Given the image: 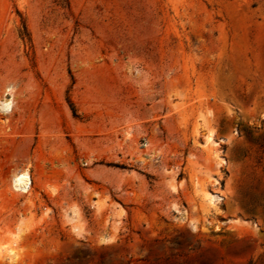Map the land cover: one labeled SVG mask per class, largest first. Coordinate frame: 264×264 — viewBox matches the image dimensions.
Listing matches in <instances>:
<instances>
[{"label":"rangeland","instance_id":"374dc122","mask_svg":"<svg viewBox=\"0 0 264 264\" xmlns=\"http://www.w3.org/2000/svg\"><path fill=\"white\" fill-rule=\"evenodd\" d=\"M0 248L264 264V0H0Z\"/></svg>","mask_w":264,"mask_h":264},{"label":"bare ground","instance_id":"6f19581e","mask_svg":"<svg viewBox=\"0 0 264 264\" xmlns=\"http://www.w3.org/2000/svg\"><path fill=\"white\" fill-rule=\"evenodd\" d=\"M29 183L30 182L28 179V174L26 172L19 174L14 180L15 186L20 189H24V190L29 188ZM0 252H3L1 248H0ZM13 255H14V252L10 251L9 258H12Z\"/></svg>","mask_w":264,"mask_h":264}]
</instances>
